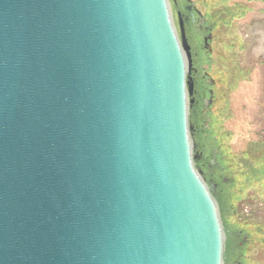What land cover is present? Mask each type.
<instances>
[{
	"label": "water",
	"instance_id": "obj_1",
	"mask_svg": "<svg viewBox=\"0 0 264 264\" xmlns=\"http://www.w3.org/2000/svg\"><path fill=\"white\" fill-rule=\"evenodd\" d=\"M180 30L168 0H0V264H224Z\"/></svg>",
	"mask_w": 264,
	"mask_h": 264
},
{
	"label": "rangeland",
	"instance_id": "obj_2",
	"mask_svg": "<svg viewBox=\"0 0 264 264\" xmlns=\"http://www.w3.org/2000/svg\"><path fill=\"white\" fill-rule=\"evenodd\" d=\"M175 1L169 5L181 38ZM192 1L203 19L202 30L192 29L194 37L199 42L203 36L211 38L212 58L200 67L211 73L217 92L207 123L189 95L193 155L199 156L194 163L208 185H215L214 192L220 178L228 187L222 192L223 210L218 203L224 264H264V0ZM195 121L199 126L194 133ZM213 160L221 175L210 181Z\"/></svg>",
	"mask_w": 264,
	"mask_h": 264
},
{
	"label": "flooded vegetation",
	"instance_id": "obj_3",
	"mask_svg": "<svg viewBox=\"0 0 264 264\" xmlns=\"http://www.w3.org/2000/svg\"><path fill=\"white\" fill-rule=\"evenodd\" d=\"M179 3L180 7L178 6V9L176 10L177 15L180 12L181 13V19L183 21L185 31H186V37L188 40V43L190 45V51L192 53V61L193 66L191 69V73L188 75L189 81L193 84V93L190 95V100H193V104H195L197 110H198V117L202 119L203 123H207L208 119L211 116V108L216 101L217 98V92H216V82L212 78L211 73L208 71L207 68L203 65L200 67L201 62L203 60H207L208 63L210 59L212 58L211 54V46L208 40H205L207 38L206 36L202 37V41H198L193 33L192 29H198L202 30L203 26V19H202V12L201 10L196 7V5L193 3L192 0H176L175 4L177 5ZM179 20V17H178ZM196 31V30H195ZM209 37V35H208ZM202 43V45L200 44ZM211 57V58H210ZM210 58V59H209ZM207 69V70H206ZM202 81V83H201ZM194 121V120H193ZM193 123V122H192ZM197 121L192 124V132H196L198 128V124H196ZM208 134V133H207ZM200 153V151L198 150ZM212 165L210 167V181H212V176L219 175L217 169V162L215 160L212 161Z\"/></svg>",
	"mask_w": 264,
	"mask_h": 264
},
{
	"label": "trees",
	"instance_id": "obj_4",
	"mask_svg": "<svg viewBox=\"0 0 264 264\" xmlns=\"http://www.w3.org/2000/svg\"><path fill=\"white\" fill-rule=\"evenodd\" d=\"M236 8H239L238 6H236ZM195 166H196V168H198L199 169V167H198V165H197V163H195ZM219 175H221L220 173H219ZM219 178H220V176H219ZM219 182H221L220 183V188L218 189V191L217 192H214L213 193V196L215 197V199L218 201V203L220 204V207L222 208V210H223V205L222 204H224V202H223V200H224V196L222 195V192H226L227 190H228V187L226 186V182L225 181H222V178H220L219 180H218ZM229 186V185H228ZM222 190L221 191V194H219V190ZM225 256H226V254H225Z\"/></svg>",
	"mask_w": 264,
	"mask_h": 264
},
{
	"label": "bare ground",
	"instance_id": "obj_5",
	"mask_svg": "<svg viewBox=\"0 0 264 264\" xmlns=\"http://www.w3.org/2000/svg\"><path fill=\"white\" fill-rule=\"evenodd\" d=\"M168 2H169V0H168ZM173 16V15H172ZM173 21H174V19H173ZM174 24H175V22H174ZM175 27H176V25H175ZM176 29H177V27H176ZM177 32H178V30H177ZM178 35H179V33H178ZM179 39H180V42H181V38H180V36H179ZM186 76H187V74H186ZM187 78H188V76L186 77V81H188L187 80ZM188 87V86H187ZM188 100H189V96H188ZM189 110H190V101H189V109H188V120H189ZM190 130V129H189ZM190 136H192L191 135V132H190ZM191 139H192V144H193V138L191 137ZM205 179V178H204ZM223 225V224H222Z\"/></svg>",
	"mask_w": 264,
	"mask_h": 264
}]
</instances>
